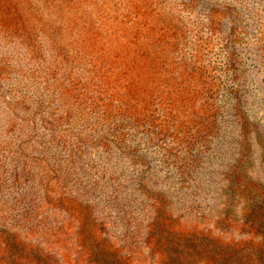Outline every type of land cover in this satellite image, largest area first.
I'll use <instances>...</instances> for the list:
<instances>
[{"label": "rangeland", "instance_id": "1", "mask_svg": "<svg viewBox=\"0 0 264 264\" xmlns=\"http://www.w3.org/2000/svg\"><path fill=\"white\" fill-rule=\"evenodd\" d=\"M0 264H264V0H0Z\"/></svg>", "mask_w": 264, "mask_h": 264}]
</instances>
